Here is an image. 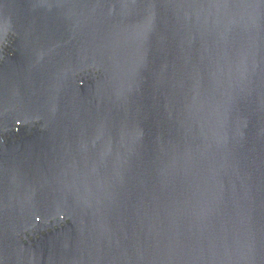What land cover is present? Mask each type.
Masks as SVG:
<instances>
[{"label":"water","instance_id":"water-1","mask_svg":"<svg viewBox=\"0 0 264 264\" xmlns=\"http://www.w3.org/2000/svg\"><path fill=\"white\" fill-rule=\"evenodd\" d=\"M0 264H264V0H0Z\"/></svg>","mask_w":264,"mask_h":264}]
</instances>
